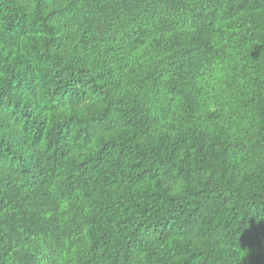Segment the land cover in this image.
I'll return each instance as SVG.
<instances>
[{
	"label": "trees",
	"instance_id": "trees-1",
	"mask_svg": "<svg viewBox=\"0 0 264 264\" xmlns=\"http://www.w3.org/2000/svg\"><path fill=\"white\" fill-rule=\"evenodd\" d=\"M0 264H264V0H0Z\"/></svg>",
	"mask_w": 264,
	"mask_h": 264
}]
</instances>
